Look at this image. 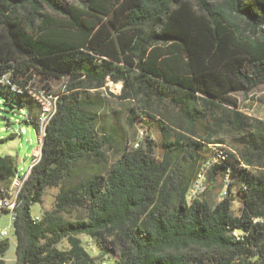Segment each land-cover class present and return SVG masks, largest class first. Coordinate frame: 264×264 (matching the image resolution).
<instances>
[{
	"label": "trees",
	"instance_id": "1",
	"mask_svg": "<svg viewBox=\"0 0 264 264\" xmlns=\"http://www.w3.org/2000/svg\"><path fill=\"white\" fill-rule=\"evenodd\" d=\"M4 74L52 91L66 83L17 198L14 264H264V120L236 97L264 83V0H0ZM109 80L133 104L130 123L157 122L161 156L148 136L107 166L113 138L98 105ZM0 95L42 127L27 92L0 84ZM223 130L228 148L217 146ZM85 160L93 170L70 184ZM204 170L206 190L190 200ZM17 173L0 156V186ZM50 187L60 188L54 208L35 222ZM79 235L116 259L94 256ZM8 249L0 241V264Z\"/></svg>",
	"mask_w": 264,
	"mask_h": 264
},
{
	"label": "rangeland",
	"instance_id": "2",
	"mask_svg": "<svg viewBox=\"0 0 264 264\" xmlns=\"http://www.w3.org/2000/svg\"><path fill=\"white\" fill-rule=\"evenodd\" d=\"M65 81H56L53 83V91L61 92L65 89ZM107 87L106 90L99 91V105L98 113L100 115L101 126L103 132L110 134L113 138L111 143L107 146V157L109 164L113 161L118 151L124 146L135 147L134 142L140 136L141 144H145L148 136L156 144V153L163 154L162 136L157 122L146 117L140 116L132 124L129 122L130 108L133 104L129 101H123L118 98L121 90L117 87ZM93 93V92H92ZM95 93V92H94ZM239 102V110L251 116L252 118L264 120V83L254 89L250 94L245 95L242 93L236 94ZM218 138L223 139L225 143H220L217 146H224L228 148L230 136L225 130L221 131ZM40 146L41 139L39 133L33 124L25 122L24 114L13 108L6 103L4 98L0 95V156L11 155L15 159V163L19 174H25L31 164L32 156L35 149ZM41 149H39V156ZM94 164L91 161L85 160L80 163L76 169L74 177L71 179L70 184L78 183L87 173L93 170ZM59 187H50L46 189L43 202L36 203L32 206L33 215H44L45 212L51 211L54 208L56 195L58 194ZM221 198V194L213 193L211 200L217 202ZM67 218H77L82 215L78 209H69L64 212ZM8 229L9 235V249L2 258V264H14L16 262V246L17 239L14 233V226L12 217L9 213L0 215V231ZM83 244L92 251L94 256L99 259L112 258L116 259L117 252L108 251L105 256H101V250L95 245L86 235H79ZM62 249H69L70 244L67 238H63L58 244Z\"/></svg>",
	"mask_w": 264,
	"mask_h": 264
},
{
	"label": "built area",
	"instance_id": "3",
	"mask_svg": "<svg viewBox=\"0 0 264 264\" xmlns=\"http://www.w3.org/2000/svg\"><path fill=\"white\" fill-rule=\"evenodd\" d=\"M0 84L10 85L14 91H17L20 93L28 92V94H35L36 97L39 98L40 105H43V112H42L43 125L42 127H38V133H39V137L41 138V143H42L43 138L45 136L46 128L48 124L51 122V120H49V113H51V103L59 102L60 94L52 90H47L41 87H37L36 85H33L31 83L26 84L25 86L15 84L12 82L9 74L0 75ZM112 86L117 87L118 90L122 89L121 82L116 83L111 80H109V83L106 85V87H103L102 89L106 90L107 87H110L109 89L112 90L111 89ZM20 112L24 114V119L29 118V114L26 109L21 108ZM142 135H143V132H141L140 136H138V138L135 140L134 142L135 147L140 146ZM39 149H40V146L37 149H35L34 155L32 156L30 167L25 174L22 175V174L17 173L8 187L0 186V190L6 191V200H0V214L9 213L12 217L13 222L15 218V210H14L15 196L19 195V187L24 186V183L26 179L28 178L32 168L38 163ZM205 190H206V184H205V170H204L199 174L198 179L194 183L193 187L190 189L188 197L190 200L199 198ZM222 195H224V193L221 194V198H222ZM33 219L35 222L40 221L42 219V215H34ZM234 233L235 235H238L237 231H235ZM8 235H9L8 229L1 230L0 231V241L7 239Z\"/></svg>",
	"mask_w": 264,
	"mask_h": 264
},
{
	"label": "bare ground",
	"instance_id": "4",
	"mask_svg": "<svg viewBox=\"0 0 264 264\" xmlns=\"http://www.w3.org/2000/svg\"><path fill=\"white\" fill-rule=\"evenodd\" d=\"M28 93V92H27ZM35 101L38 102V104L40 105V100L38 97H36L35 94H29ZM58 110V102H52L51 103V113H49V120H51V118L55 115V113L57 112ZM42 112H43V105H40V119H41V122L43 123V115H42ZM22 187H19V192L21 190ZM17 198L18 196H15V201H14V210H15V207H16V202H17ZM0 200H6V191L5 190H0ZM15 217H16V212H15ZM15 220V218H14Z\"/></svg>",
	"mask_w": 264,
	"mask_h": 264
},
{
	"label": "crops",
	"instance_id": "5",
	"mask_svg": "<svg viewBox=\"0 0 264 264\" xmlns=\"http://www.w3.org/2000/svg\"><path fill=\"white\" fill-rule=\"evenodd\" d=\"M109 83V81L107 82V84ZM116 83H119V82H116ZM101 90H103V89H101ZM94 90H92V92H93Z\"/></svg>",
	"mask_w": 264,
	"mask_h": 264
}]
</instances>
